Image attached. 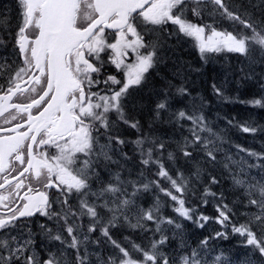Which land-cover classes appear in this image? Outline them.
<instances>
[{
    "label": "snow or ice",
    "instance_id": "6c2138e0",
    "mask_svg": "<svg viewBox=\"0 0 264 264\" xmlns=\"http://www.w3.org/2000/svg\"><path fill=\"white\" fill-rule=\"evenodd\" d=\"M16 3L14 27L0 14V79L5 81L0 84V207L7 210L0 214V264H231L223 253L212 255L209 245L227 240L229 228L264 261V152L235 145L237 158L225 153L218 160L225 141L203 114V102L197 105L193 98L190 108L173 109L177 97L191 93L171 81L155 93L147 133L131 115L137 106L133 91L147 85L150 70L165 61L173 37L194 38L203 60L225 50L264 53V0ZM256 9L262 10L259 16ZM217 20L228 21L232 30H218ZM240 71L241 79L255 76ZM182 72L175 64L173 77ZM211 87L224 98L222 86ZM260 87L264 91V77ZM21 97L25 102H18ZM239 102L264 108V95ZM157 122L181 133L172 150L156 134L152 124ZM227 123L242 133L264 131L250 121ZM122 127L135 130L136 139H125ZM129 145L132 154L125 151ZM199 154L209 164L223 163L241 194L244 223L233 222L224 193L210 186L199 199L206 207L213 198L215 216L186 206L202 171L196 166L186 176L175 165L181 157L189 162ZM134 159L139 161L135 172L127 167ZM208 182L220 181L209 174ZM153 190L173 202L177 218L161 213L159 196L147 208L138 203ZM37 216L43 221L36 222ZM179 218L201 229L214 222L223 230L193 246ZM123 226L143 233L141 243L114 239L112 230Z\"/></svg>",
    "mask_w": 264,
    "mask_h": 264
},
{
    "label": "trees",
    "instance_id": "16d2710c",
    "mask_svg": "<svg viewBox=\"0 0 264 264\" xmlns=\"http://www.w3.org/2000/svg\"><path fill=\"white\" fill-rule=\"evenodd\" d=\"M258 2L259 0H254V3ZM261 11V9H256L257 16L261 14ZM0 14L10 18L14 27L18 15L16 0H0ZM186 15H188L190 19H194L190 14L186 13ZM205 22L210 23L211 18L208 16L207 18L205 17ZM216 26L218 30H224V28L231 25L228 21L217 20ZM169 45L170 50L166 54L167 58L165 61L150 70L147 85L141 86L133 91L137 106L131 111V115L140 120L143 131L147 133L149 131V124L153 122V109L157 99L155 95L156 91L165 87L166 81H171V83L176 86L182 85L186 87L191 93L190 97H177L173 102V109L182 107L190 108L193 103V98H195V103L198 105H200L201 101L203 102V114L210 122L213 130L218 132L225 141L222 145L223 151L218 153V160L225 153H230L229 155H232L233 158H237L235 145H240L258 153L264 152V131H258L254 135L242 133L238 128L230 127L227 123L228 120H234L235 122L250 121L255 126L264 127V108L251 107L239 102V100H250L264 95V91H262L260 87V80L264 77V59H262L264 53L256 52L248 56L232 52H225L217 56L206 54L207 60H203L197 46L195 44L193 45L187 37H183L182 35L179 39L173 37L169 40ZM0 52H2V50H0ZM3 54L7 55V53ZM175 64H179L183 68V72L180 77L174 78L172 74ZM241 69H244V72L254 71L255 76L250 80L241 79L244 74L240 71ZM3 83H5L4 79H0V84ZM213 83L223 87L224 98L217 97L213 93L211 87ZM170 91L175 95V88L170 89ZM164 119H167L166 114ZM152 126L156 130L157 135L161 136V138L163 136L162 139L169 145V150H172L175 147L174 142L181 138V133L167 123L157 122L153 123ZM122 134L127 140H134L138 135L135 130L123 127ZM183 135H187V132L183 133ZM125 151L132 154V145L125 148ZM138 164V159H134L128 163L127 167L135 172ZM198 165L201 168L202 177L200 182L196 183L197 185L195 184L196 195L189 194L186 197V206L196 207L198 212H202L208 216H215L216 208L213 198L208 197L209 203L206 207L200 204L199 199L203 192V188L205 186H210L213 192H223L225 202L228 203L230 207L232 206V209L234 208L233 212L235 215L232 217L233 222L244 223V217L240 215V213L245 211L239 202L241 194L233 187L231 178L224 169L223 163L214 165L209 164L203 158V155L199 154L196 160L189 162H185L181 157L177 161L175 168L183 170L185 175L188 176L191 175V171ZM169 167H171L170 164ZM175 168H173V171H175ZM254 172L256 174V170ZM209 174L216 176L220 181L219 184L209 185ZM149 178L152 177L149 176ZM156 196L160 197L159 206L161 213L165 216L177 218V213L173 211V202L162 193L155 190L142 194L138 203L143 204L144 207L147 208L153 204ZM237 216L238 218H236ZM179 222L184 225L183 232L185 238L188 243L193 246L205 236H211L215 231L223 230L219 224L214 222H209L203 229L183 218H179ZM112 231L113 238L122 242L125 237H130L131 240L136 243H141V239L144 235L138 230L134 231L126 226L115 228ZM98 234L99 233H96V235ZM243 240L244 237L233 234L229 228L227 240H210V247L215 249L212 255L223 253L224 257L231 263L245 264L246 261H251V264H264V261H261L258 256L251 254L250 248L242 246ZM53 251L55 250L53 249ZM104 251L105 254H107V247H104Z\"/></svg>",
    "mask_w": 264,
    "mask_h": 264
},
{
    "label": "rangeland",
    "instance_id": "374dc122",
    "mask_svg": "<svg viewBox=\"0 0 264 264\" xmlns=\"http://www.w3.org/2000/svg\"><path fill=\"white\" fill-rule=\"evenodd\" d=\"M205 17L207 18V15H206ZM194 19H195V18H194ZM192 39H194V38H192ZM225 52L227 53L228 51L225 50V51H221V52H219V53H207V54H213V55L217 56V55L223 54V53H225ZM228 53H229V52H228ZM110 68H111V67H109V70L111 71ZM118 76H119V74H118ZM226 146H227V145H226ZM224 155H225V154H223V155L221 156V158H219L220 161L224 160ZM228 155H229V154H228ZM254 171H255V170H253V175H255V172H254ZM236 218H238V216H237ZM235 222H236V221H235ZM123 242L127 244L126 241L123 240ZM53 249L55 250V248H53ZM98 250H99V249H98ZM68 259H72L71 254H69ZM92 259L95 260V256H93ZM231 264H237V263H231Z\"/></svg>",
    "mask_w": 264,
    "mask_h": 264
},
{
    "label": "flooded vegetation",
    "instance_id": "af4514ba",
    "mask_svg": "<svg viewBox=\"0 0 264 264\" xmlns=\"http://www.w3.org/2000/svg\"><path fill=\"white\" fill-rule=\"evenodd\" d=\"M18 102H25V98H24V97L19 98V101H18ZM30 179H31V178H30ZM31 182H32V184H33L34 186H37V187L39 186V185H38V182L35 181L34 179H32ZM6 211H7L6 209L0 207V214L4 213V212H6Z\"/></svg>",
    "mask_w": 264,
    "mask_h": 264
},
{
    "label": "bare ground",
    "instance_id": "6f19581e",
    "mask_svg": "<svg viewBox=\"0 0 264 264\" xmlns=\"http://www.w3.org/2000/svg\"><path fill=\"white\" fill-rule=\"evenodd\" d=\"M224 29H227V30H232L231 29V26H228L227 28H224ZM218 71V70H217ZM225 72V71H224ZM231 75V74H230ZM219 77V76H218ZM231 77V76H230ZM188 78H190V77H188ZM188 80V79H187ZM189 81V80H188ZM228 81V80H227ZM253 81V80H252ZM255 81V80H254ZM223 83V82H222ZM236 83V82H235ZM249 83V82H248ZM228 85V84H227ZM236 86V85H235ZM246 89V88H245ZM235 90H236V88H235ZM243 90V89H242ZM247 92V91H246ZM247 95V94H246ZM245 97V96H244ZM185 101V100H184ZM201 104V103H200ZM184 105V104H183ZM198 105V104H197ZM239 105V104H238ZM246 110H247V108H246ZM241 111V110H240ZM140 114V113H139ZM209 115H210V113H209ZM240 115H241V113H240ZM146 117V116H145ZM212 118V117H211ZM215 125V124H214ZM163 134V133H162ZM162 138H163V136H162ZM230 154V153H229ZM222 155V154H221ZM221 155H219V156H221ZM221 158V157H220ZM214 165V164H213ZM199 166V165H198ZM178 167V166H177ZM188 167V166H187ZM209 169V168H208ZM211 170V169H210ZM221 170V169H220ZM205 171V170H204ZM207 171V170H206ZM222 179V178H221ZM197 185V184H196ZM212 203V202H211ZM232 207V206H231ZM234 209V208H233Z\"/></svg>",
    "mask_w": 264,
    "mask_h": 264
}]
</instances>
